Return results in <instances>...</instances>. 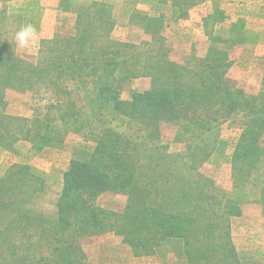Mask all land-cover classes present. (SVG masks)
I'll list each match as a JSON object with an SVG mask.
<instances>
[{"label":"rangeland","instance_id":"374dc122","mask_svg":"<svg viewBox=\"0 0 264 264\" xmlns=\"http://www.w3.org/2000/svg\"><path fill=\"white\" fill-rule=\"evenodd\" d=\"M26 23L35 25L40 35L34 47L21 49L16 45L14 33ZM101 35L137 48L130 51L124 48L120 51L121 56L126 54L134 58L146 51L153 66L158 61L163 64L167 61L195 73L211 57L215 61L213 63L224 65L232 90L237 88L242 91L241 96L253 97L254 102L248 99L251 102L249 108H254L256 114L236 112L228 116L226 109L218 105L205 112L203 117L207 118L206 113L210 117L215 113L212 117L218 120L217 124H209L210 129L189 126L183 118L161 121L158 140L150 146L154 151L155 147L160 148L166 155H179L177 164L170 165L169 169V173L177 172L185 180L178 183L179 189H185V182L191 180L196 183L197 190H208L210 186L211 197L217 201L223 203L227 199L238 204L240 214L228 213L224 222L218 219L212 238L216 244L223 243L220 238L222 229L226 231L227 228L235 254L231 261L264 264V196L257 194L260 191L251 186V179L235 186L232 169L234 150L245 125L249 126L252 116L264 118V0H0V116L12 119L8 135L10 139H17L7 140L9 145L5 149L8 151L0 147V179L8 171H15L14 166L27 168L18 176H27L23 181L36 191L28 188L23 190L29 191L28 194H19L21 200L26 201L21 211L33 217L56 219L55 203L62 188L63 175L71 161L87 160L94 145L82 137L87 133V126L80 118L74 126L79 127L83 123L86 127L79 133L66 130L67 134L54 136L50 147L35 152L22 141V130H19L20 125L28 127L31 124L19 123L18 120L29 123L37 117L43 118L48 107L52 108L50 118L57 119L60 114H66L70 103L76 102L78 108L83 106L82 103L92 104L97 96L93 77L79 75L78 78L70 69L60 67L65 54L66 57L80 54L87 61L91 60L87 54L96 52L97 43L105 47V41H99ZM82 37L95 40V45H86ZM156 39L163 46L156 44ZM107 46L108 59L112 60L110 53L116 47ZM99 59H102L101 55L94 62V75L103 73ZM9 65L14 68H8ZM30 68H35L36 73L31 71L28 75ZM114 73L120 76L119 70ZM20 75L21 80L22 75L29 76L34 83L25 86L24 82H16ZM112 79L106 78L104 83L113 82L114 92L126 102L131 101L133 93L151 90L155 80L152 76L122 77L117 82ZM84 114L85 117L91 116L89 111ZM70 119L73 122L76 117ZM68 122L72 126L69 119ZM90 122L96 128L97 116L95 119L91 117ZM52 126L62 129L58 120ZM261 130L263 135L258 146L264 149V126ZM132 131L134 134L140 132ZM146 132L142 130V138ZM142 138L133 140L138 142ZM239 165L244 177L248 172H255L254 168L248 170L245 162L240 161ZM258 166L257 178L264 181V161L255 168ZM40 183L44 184L41 186L43 193L38 190ZM177 195L180 193H172L174 198ZM196 197L193 192L189 201L182 199L181 206L189 209L197 205ZM126 205L127 195L116 191H106L95 200L96 207L118 215L123 214ZM218 209L212 207V210ZM2 213L0 264H10L11 254L17 256L27 252L25 248L18 247L26 245V237L37 228L24 227L20 223L16 230H4L5 225L11 227L9 221L15 219L7 221L5 211ZM222 213L219 212V216ZM34 244L29 256L40 260L44 253L37 238ZM79 245L84 253L81 264H188L183 254V243L178 239L162 241L149 254H135L121 238L108 233L85 237ZM197 264H214V261L205 259Z\"/></svg>","mask_w":264,"mask_h":264},{"label":"trees","instance_id":"16d2710c","mask_svg":"<svg viewBox=\"0 0 264 264\" xmlns=\"http://www.w3.org/2000/svg\"><path fill=\"white\" fill-rule=\"evenodd\" d=\"M98 38L99 41H105V47L97 43L95 53H86L88 57H92L91 60L87 61L80 54L68 57L65 54L64 61L61 60L64 63L60 67L70 69L76 77H93L97 96L92 104L82 103L83 106L78 108L76 102L70 103L66 114H60L57 119L50 118L52 108L48 107V113L43 118L37 117L29 123L18 120L19 123L31 124L28 127L19 124L18 126L19 130H22V141L35 152L50 147L54 136L67 134L66 130L79 133L80 129L86 126L87 133L81 136L92 142L94 147L87 160L71 161L68 171L63 175L62 188L55 203L58 215L56 219L33 217L21 211L22 204L26 201H22L19 194L28 188L36 191L31 184L23 181L27 176H18L27 170L25 166H14L15 171H8L6 176L0 179V217L4 210L7 221L15 219L9 221L12 226L5 225L4 230H16L20 228V223L24 224V227L37 228V231L26 237V245L18 247L25 248L27 252L17 256L11 254L10 264H81L84 261V253L79 241L85 237L107 233L121 238L123 244L132 248L135 254L152 253L162 241L172 238L182 241L183 254L188 264H197L205 259L213 260L214 264H239L238 261H231L235 259V254L227 228L226 231L222 229L220 238L223 243L216 244L212 238L218 227V219L224 222L226 214H240L238 204L227 199L223 203L217 201L211 197L210 186L208 190H197L196 183L191 180L185 182V189H179L178 183L185 180L177 172L169 173L170 165L177 164L176 158L179 155H166L157 147L154 151L150 144L158 140V124L161 121H178L183 118L189 126L210 129V123H218V120L212 117L215 113H211L212 118L209 113H206L207 118L203 117V114L216 105L226 109L228 116L236 112L256 114L254 108H249V100L253 101V97L241 96L243 94L240 89L232 90L231 82L225 76L224 65L213 63L215 61L211 57H208L195 73H191L185 67L169 64L167 61H164V64L158 61V64L153 66L150 60L152 58L146 51H142L143 49L134 58L126 54L121 56L120 51L124 48L129 51L137 48L113 42L106 35ZM82 39L88 46L95 45L93 42L96 41H92L90 37ZM156 44L163 46L157 39ZM107 45H110V48L116 47L109 52L112 60L108 59ZM75 55L79 57L75 58ZM100 55L102 59L98 60V64L103 66V73L94 75V62ZM8 68L14 67L9 65ZM115 70H119L120 76L114 73ZM31 71L36 73L35 68H30L28 75ZM147 76L155 78L152 89L133 93L130 102L119 99L113 90V82L104 83L106 78H113L112 80L117 82L122 77L135 79ZM28 77L22 75L21 80L20 75L16 82L21 81L25 86H30L34 81ZM88 111L91 116L85 117L84 113ZM96 116L97 124L94 128L90 118L95 119ZM74 117L76 120L73 119L72 122L70 118ZM80 118L86 126L83 123L79 127L74 126ZM68 119L74 127L69 125ZM10 120L12 121L9 117L0 116V147L3 149L9 145L7 140H17L10 139L8 135ZM56 120L62 129L52 126ZM263 126V117L252 116L249 126L245 125V130L239 137L232 157L235 186L243 185L251 179V186L260 191L257 193L260 196H264V181L257 178L260 167H255L264 161V149L258 146V141L263 135ZM122 128L123 131H120ZM132 130L140 132L134 134ZM142 130L148 131L145 138L140 135ZM140 138L142 141L133 140ZM240 161L245 162L248 170L254 168L255 172H248L244 177L239 167ZM15 178L21 180L16 181ZM207 183L211 184V181ZM43 185L40 183V189L38 188L42 193ZM241 188L242 186L239 187ZM106 191L127 195V205L122 215L95 206V200ZM175 191L180 195L174 198L172 193ZM28 192H24V195ZM193 192L197 195L198 204L185 209L181 206V201H189ZM212 207L220 209L217 212L212 210ZM219 212H223L221 216ZM2 220L1 218L0 222ZM36 238L44 253L40 260L29 256L35 248Z\"/></svg>","mask_w":264,"mask_h":264},{"label":"clouds","instance_id":"9594fccd","mask_svg":"<svg viewBox=\"0 0 264 264\" xmlns=\"http://www.w3.org/2000/svg\"><path fill=\"white\" fill-rule=\"evenodd\" d=\"M39 35L40 33L35 25L26 23L21 25L14 33V40L18 48L30 49L37 44Z\"/></svg>","mask_w":264,"mask_h":264}]
</instances>
